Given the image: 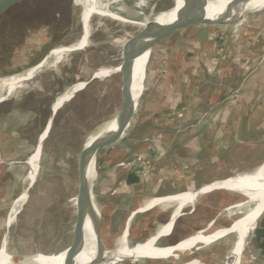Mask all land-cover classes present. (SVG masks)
Returning <instances> with one entry per match:
<instances>
[{
    "label": "rangeland",
    "instance_id": "rangeland-1",
    "mask_svg": "<svg viewBox=\"0 0 264 264\" xmlns=\"http://www.w3.org/2000/svg\"><path fill=\"white\" fill-rule=\"evenodd\" d=\"M40 3V9L36 8L37 11H34L36 14L30 11L33 14L29 13L28 17L21 15L24 11L18 8L0 14V96L5 94V89L2 88L4 81L24 74L41 64L52 50L69 47L82 37L84 30L80 22L82 8L74 4L73 0H42L36 4L40 5ZM174 3V0H146L139 7L130 1L112 6L113 10L125 19L142 23L157 14L170 11L174 8ZM34 14L35 16L32 18ZM46 14L48 17L45 16ZM100 16L118 19L113 14ZM113 19L94 17L86 48L63 52L65 57L61 59L59 64H55V59L50 57L48 63L32 80L22 83L14 95L0 104V121L4 120L6 115L9 114L14 120L17 119L16 117L21 119V126L16 125V120V122H8L9 125L4 126L3 129H9L18 139L23 138L22 140L30 142L29 147L27 146L26 149L23 147V155H25L22 159L23 162L29 160L35 152L39 137L44 131L50 116L51 106L56 99L74 85L88 80L98 70L118 67L122 61L124 44L144 28L143 25ZM213 28L224 37V41H222L224 49H227L228 46L232 50L240 45L237 39L241 30L251 35V37H256L255 34L264 29V10L249 15L240 23ZM177 37L178 35L167 42H161L152 51L147 66L143 94L125 133L124 140L121 141L119 147L129 141L132 133L138 135L134 138L136 141L133 145L137 147L136 145H140L143 141L144 135H150V132L158 130L156 127L149 129V126L138 125L144 116L143 105L150 84L149 74L157 66L160 70L164 68L161 55L163 56L165 50L169 47L171 52V47L178 42ZM254 39L252 38L256 44L251 42L255 44L250 49L251 53H247L243 49L240 52L236 49L234 53L236 60H233V62L236 61L234 63L241 71V77L245 76L247 84L257 82L261 90H264V34L261 39ZM225 53L224 55H226ZM248 54H251V56ZM219 79L222 82L227 80L225 76ZM244 91L245 88L242 89L243 93ZM242 92L231 88L226 94L225 101L227 103L242 104L245 100L242 102ZM120 107L121 76L117 74L109 78L92 81L73 100L66 103L59 110L49 137L45 141L40 158L39 172L30 192L28 203L20 215H17L18 217L15 218L13 224L11 233L18 235V243L21 245V247L16 245L14 251L11 250L8 253L12 257L13 264H24L32 255L34 256L37 253L58 254L72 244L76 222L74 200L78 193V164L81 151L90 136L98 133L118 115ZM175 122L171 124L172 127L175 126ZM171 126L169 128H172ZM157 128L159 127L157 126ZM163 128L164 126L160 127L161 130ZM226 129L230 135L235 134L232 126ZM174 130L172 128V130L167 131L166 134L172 136L167 140H174L173 138L176 135ZM260 137V133L257 132L246 136V138L254 141L255 146L248 150L246 165L243 168L236 166L242 158L237 152L238 146H233L234 153L237 156L233 161L234 165H232L231 170H226L221 174L218 172L222 176V180L240 177L245 174L244 172L253 170L257 163L264 160V136L261 141L259 140ZM198 144L201 148H206L201 145L203 143L199 142ZM217 159L219 160V157H215V165L219 163ZM223 159L226 162L228 158H220L221 161ZM203 164L200 162L198 168L204 167ZM29 167L26 175L28 179L23 185L21 196L29 188ZM20 195L17 200L21 197ZM98 195L95 191L94 201L101 215L100 219L103 220L105 213L100 211L103 197L99 191ZM156 198L164 199L161 197ZM212 200H214L213 209L217 219L214 221L215 227L211 226L206 231L207 234L229 227L255 205L243 195L232 192H224V196L220 194L218 197L214 196ZM155 207L159 209L161 206ZM169 209L171 211V208ZM210 214V211H207L198 215L197 218H193V223L198 224V229L193 230L191 234L205 230V227L202 228V226L206 224L205 218L208 216L210 218ZM120 218H122V214ZM168 223H161V225L164 224L163 226H165ZM113 232L117 234L120 231L114 230ZM142 232L144 233V230ZM227 237L215 243V245H225L227 253H229L236 242V234ZM10 241H12L11 238L9 243ZM2 242V239H0V244ZM115 242L117 243L116 240ZM165 242V240H162L160 243L164 244ZM172 259H174L172 261H175V258Z\"/></svg>",
    "mask_w": 264,
    "mask_h": 264
},
{
    "label": "crops",
    "instance_id": "crops-1",
    "mask_svg": "<svg viewBox=\"0 0 264 264\" xmlns=\"http://www.w3.org/2000/svg\"><path fill=\"white\" fill-rule=\"evenodd\" d=\"M263 34L264 29L256 33V37H251L241 30L239 34L241 37L237 39L240 45L232 50L227 46L226 53L223 52L226 55L223 54L219 66L214 71H211V65L218 55L216 37L220 36L215 28L195 27L164 40H171L178 35V42L171 47V52L169 47L165 52L163 51L164 55H161L164 68L167 70L165 74H162L158 66L149 74L150 84L143 105L144 116L138 126H149V129L156 127L157 131L163 133V139L156 144L164 149L165 157L155 165L154 172L140 180L136 173L124 168L121 163L145 152L148 149L146 139L152 137L157 131L144 135L143 141L140 145H136L137 147L133 145L136 141L134 138L138 135L132 133V137L125 145L119 147V144L100 164L94 183V193L96 191L99 196V191L103 197L100 204L101 213H105L102 220V237L108 243L111 245L115 243L116 247L117 243L114 239L124 235L128 225L130 244L142 243L162 229L164 224L161 225V223L172 221L173 210L179 207L177 204L179 202L158 205L161 206L159 209L152 206L146 211H139L153 199H157L156 197L165 199L197 190L204 185L226 181L222 180L219 173L231 170L234 165L233 161L237 156L234 153L235 145L238 146L237 152L242 158L236 166L243 168L246 165L248 150L255 146L254 141L246 136L250 133H260V141L264 136V90H261L257 82L247 84L245 76L241 77V71L233 60H236L234 56L236 49L251 53L250 49L256 44L253 41L254 38L261 39ZM165 45L167 48V43ZM248 55L251 56V54ZM224 76L227 80L222 82L219 78ZM231 88L239 92L245 88L246 92H242V102L245 99L242 104L225 101L226 94ZM182 106L187 109L181 118L176 119L175 126L165 124L166 113ZM16 118L14 120L9 114L0 121V148L2 147L0 160L3 161L0 165V239L2 241L7 234L9 220L15 211L17 197L28 179L26 177L29 167L28 159L25 162L22 159L25 157L24 148L29 147L30 142L22 140L23 138L18 139L9 129H3L4 126L9 125L8 122H16V120V125L21 126V119ZM162 126H164L163 130L160 129ZM169 126L175 129L174 140H167L172 137L166 134L167 131L172 130ZM229 126L234 128V135L228 133L226 128ZM199 142L206 148H201ZM215 157H219L217 165L214 164ZM222 157L228 158L226 162L224 159L220 160ZM200 162L204 163V167L198 168ZM263 162L264 160L257 163L250 172L244 173L252 174L261 167ZM224 192L226 191H213L210 194L199 195L194 204L185 205L182 216L175 222L171 234L161 239L166 241L164 245L176 244L193 235L192 231L198 229V224L195 225L193 221L203 212L211 213L210 218L209 216L205 218L206 224L202 226V228L205 227L203 231L209 230L211 225L213 227L217 217L212 199L220 194L224 196ZM121 214L122 218H120ZM14 222L15 220L10 223L8 231L7 253L14 251L17 246L21 247L18 243V235L11 233ZM114 230L120 232L114 234ZM10 238L12 241L9 243ZM2 246L3 242L0 244V249ZM227 255L225 245L220 246L214 243L195 254L175 258V261L170 258L129 261L122 264H224ZM239 264H264V213L249 233Z\"/></svg>",
    "mask_w": 264,
    "mask_h": 264
},
{
    "label": "water",
    "instance_id": "water-1",
    "mask_svg": "<svg viewBox=\"0 0 264 264\" xmlns=\"http://www.w3.org/2000/svg\"><path fill=\"white\" fill-rule=\"evenodd\" d=\"M40 1L42 0H0V14H4L12 9L18 8L24 11L21 13V15H26L28 17L29 13L33 14L34 11H37L36 8L40 9L41 3L40 5L36 4L37 2H40ZM129 1L139 7L146 0H104L101 5L102 10L107 8V11L110 14L116 15L118 19L116 18L113 19L110 17H102L100 15L91 14L87 21V24L89 25L90 28L92 27L93 19L96 16L101 17V18L118 20V21L125 22V23L143 25L144 28L141 30L139 34L132 37L124 44L123 50H122V61L118 67L114 68L115 71H111L107 76L103 78L97 77L96 76L97 72H96L88 80L82 82L84 84V87H83L84 89L89 83H91L94 80L105 79L113 75L119 74L121 76V107L117 115V130L115 132L108 133L105 136V138L101 141V143L97 147H95V149L86 150L84 146V148L81 151L79 164H78L79 182H78V193L76 196V222H75L74 231H73L74 236H73L72 244L66 250V257H65L64 264H76L75 259L84 244L85 236H86V225L88 222L90 223L93 229L95 239H96L97 259L95 261V264H122V263L129 262V261L162 260L161 258L143 257V256H138L132 253L133 250H135L138 244L140 243L136 244L135 246H132L130 244L129 239H128V226L129 225L127 226V229L123 236L124 237L126 236L125 240L127 243V248L131 251V253L130 255H123V256L121 255L120 257H117L118 256L117 247H115L114 245H111L110 243H108L107 240H105L102 237V220L100 219V217L97 219L95 215H91L89 213L92 205H94L95 203L94 183L96 182V179L98 176L99 166L105 160V158L109 155V153L113 151L121 143V141L124 140L125 133L127 129L129 128L130 123L139 105L140 99L135 101L133 93H132L133 69H134L135 61L147 53L149 54V58H148V63H149L152 51L158 44H160L167 38L171 37L172 35L182 32L184 30L195 28V27L229 26V25L242 22L245 18H247L249 15L253 13L264 10V5L258 7L257 9H253V10L246 9V6L252 0H231L233 2V8L231 7V5L227 6L225 11L222 13V15H220L219 17H216V19L214 20L212 19L210 20L207 18L206 6H205L208 0H184L185 8L182 10V12L180 13L176 21L168 25H159L156 23V17L160 16L161 14L155 15L156 17L155 16L151 17L150 19H148L147 22L139 23V22L130 21V20L125 19L121 14L113 10L112 5L114 4L116 5L122 2H129ZM73 2L74 4H76L75 0H73ZM238 3L244 4V7L241 9L240 8L237 9L235 6ZM93 6L95 5L93 4ZM96 6H99L98 3L96 4ZM232 9L233 10L235 9V10L232 12ZM30 11H33V12H30ZM103 12H105V10H103ZM34 13L36 14V12ZM35 14L32 16V18H34ZM81 15H82V11H81L80 16ZM45 16L48 17L47 14ZM80 22H81V27L83 29L84 23H82L81 17H80ZM148 63H147V66H148ZM146 71H147V68H146ZM77 94L78 93H75L71 100H73ZM53 105L51 106L50 116L47 120L44 131L42 132V133H45V132L47 133L46 139L40 142V148H42L41 149L42 151H43L45 141L49 137V134L52 129V125L56 118V115L58 114L60 110L59 109L58 111H54ZM92 161H94V165H95L96 178H95V181L90 182L88 178V171H89V167ZM28 175H29V188L26 191L28 198H27V202L21 208V211L24 209V207L28 203L30 192L35 184L34 182L33 184L30 185V175H31L30 167H29ZM215 183H218V182H215ZM215 183L204 185L203 187L197 190L184 192L182 194L186 195V197L191 194H194L196 197L199 195L209 194L213 191H226V192L242 194L237 191L223 190L222 187L215 188L214 186H213L214 188H211L210 191L204 192L205 187L214 185ZM253 192L254 191L252 189H249V193H253ZM154 200H161V199H153L152 201ZM253 207H254L253 209L254 213L246 221L245 223L246 225L247 223H250V224L254 223V225L256 226L259 218L263 215L264 213V194L259 197V201L257 202V204L255 203ZM178 210H179V213L182 214L183 206L178 207L177 211ZM12 221H13V217L9 220V224L7 227V234L4 237L3 246H2V249L4 251H6L8 231H9L10 223H12ZM232 227L230 229H232ZM173 229H174V226L171 227V232ZM227 234L231 235L233 234V231L230 230ZM248 236H249V232L248 234H246L244 238L247 240ZM161 239L162 237H160L157 241H155L154 245H156V247L158 246L164 249L172 248L173 250H175V248L180 243L184 242L185 240L184 239L173 245H164L163 243H160ZM246 240H244L242 237H239L236 248L238 247L239 242L240 243L242 242V245H244ZM208 246L210 245L204 244V245L197 246L193 248L192 250L185 251L184 253L179 254L180 252L177 251L174 254H176L177 256L191 255V254H195L196 252ZM225 264H234L232 250L228 253Z\"/></svg>",
    "mask_w": 264,
    "mask_h": 264
},
{
    "label": "bare ground",
    "instance_id": "bare-ground-1",
    "mask_svg": "<svg viewBox=\"0 0 264 264\" xmlns=\"http://www.w3.org/2000/svg\"><path fill=\"white\" fill-rule=\"evenodd\" d=\"M104 0H75V3L82 7V16L84 23V30L82 37L80 40L75 42L69 47H63L59 49L52 50L46 57V60L35 66L34 68L26 71L24 74H21L19 76L13 77L9 80L4 81L2 83V88L5 89V94L0 96V103L12 95L15 94L16 90H18L21 87L22 83H25L29 80H32L41 70L42 68L48 63V60L51 58L55 59V64H59L61 59L65 57L63 52L72 51V50H80L84 49L88 46L89 42V35L91 28L87 24V19L90 14H99L103 16H108L110 13L106 9L105 12L102 10V3ZM174 8L171 9L168 12L160 13L161 15L156 17V23L159 25H168L173 22H175L182 12V10L185 8V2L184 0H174ZM98 3L99 6H96ZM93 4L95 6H93ZM233 8V2L231 0H208L206 3V13L208 19H216V17H219L222 15V13L225 11L227 6H230ZM240 5V6H238ZM264 5V0H252L247 6L246 9L253 10L257 9L258 7ZM238 6V7H237ZM238 8H243L244 4H236L235 6ZM235 10V9H234ZM232 9V12L234 11ZM148 20H145L144 22H147ZM149 54H145L144 56L138 58L135 61L134 69H133V88L132 93L134 96L135 101L139 100L143 94L144 91V82L146 77V68L148 63ZM118 70V69H117ZM111 71H115V69H109V68H103L101 70H98L96 73V76L99 78H103L107 76ZM84 87L83 83H78L77 85H74L70 89H68L65 93H63L60 97H58L53 105V110L58 111L61 109L66 103H68L75 93H79L82 91ZM117 130V116L110 121L108 124H106L98 133L90 136L85 144L86 150H93L95 147H97L101 141L105 138V136L110 132H115ZM47 133H42L39 137L38 145L36 147V150L34 154L29 158L28 165L31 169V175H30V185L36 182L37 174L39 172L40 168V158L42 155V148H40V142L44 141L46 139ZM88 178L90 182L95 181L96 178V172H95V165L94 161L90 164L89 171H88ZM218 188L222 187L223 190L228 191H237L242 193L244 197H246L250 202L256 203L259 201V197L264 194V162L261 165L260 168L257 169V171L253 172L252 174H243L240 177H236L234 179H228L226 181H220L218 183H215L214 185H210L204 188L205 191H210L211 188ZM249 189H252L254 192L249 193ZM248 190V191H247ZM205 194V193H204ZM21 196V195H20ZM27 192H25L19 199L16 201L15 204V211L12 215L13 221L16 220L15 217L20 213L21 208L23 205L27 202ZM198 199V196L195 197L194 194L186 195L179 194L175 195L173 197H168L161 200H154L151 203L149 202L146 207L141 208L139 211H146L152 206H158V205H165L166 203H174L179 202L180 206H185L187 204H194ZM74 206L76 207V199L74 200ZM178 209V208H177ZM177 209L174 211L172 221L168 223V225L164 226L162 229H160L155 235H152L148 237L144 243L138 244L137 248L133 250V254H136L138 256L143 257H150V258H161L164 259H170V258H178L180 256H177L176 253L179 251L181 253H184L185 251L192 250L193 248L200 246V245H212L214 242L216 243L218 240L223 239L227 236H229L227 233L232 230L233 234H236V242L233 246L232 250V256H233V262L234 264H239L243 255L245 244L242 245V242L238 244L237 241L239 240V237H242L244 240H246L244 237L248 232L250 233L255 225L247 223L246 221L251 217V215L254 213L253 208L249 209L246 214H244L239 219L235 220L229 227L217 230L211 233H206V231L198 232L196 234H193L186 238L184 242L180 243L175 250L172 248L164 249L160 247H156L154 245L155 241H157L160 237H166L171 234V227L175 225V222L177 219L182 216V214L179 213V210ZM76 210V209H75ZM168 211V210H167ZM89 213L91 215H95L98 219L101 215L98 212L97 207L92 205ZM68 216V215H67ZM253 221V220H252ZM251 221V222H252ZM212 226V225H211ZM233 226V227H232ZM232 227V229H230ZM73 234V233H72ZM232 235V234H231ZM126 237V236H125ZM125 237L122 235L120 237H116L115 240L117 241V252L118 256L121 255H130L131 251L127 248V243L125 240ZM66 250H63L62 252L58 254H43V253H37L36 255H32L27 261H25L24 264H64L65 257H66ZM97 259V249H96V239L93 232V229L88 222L86 225V236L84 244L77 255L75 259L76 264H95V261ZM0 264H13L12 257L10 254H8L6 251H4L2 248L0 250Z\"/></svg>",
    "mask_w": 264,
    "mask_h": 264
},
{
    "label": "built area",
    "instance_id": "built-area-1",
    "mask_svg": "<svg viewBox=\"0 0 264 264\" xmlns=\"http://www.w3.org/2000/svg\"><path fill=\"white\" fill-rule=\"evenodd\" d=\"M217 45H218V55L213 60L211 65V71L217 69L222 60L223 52H225L222 41H224V37L220 34V36L216 37ZM166 68L162 69V74H165ZM186 107L182 106L180 108L174 109L168 113H166L164 118L165 124H173L177 118H181L186 111ZM163 139V133L161 131L153 134L152 137H148L146 139L148 143V149L145 152L139 153L132 157L131 160H127L122 163L121 166L127 168L138 176L140 180H143L149 176V173L154 172L155 165L165 157V151L161 147H159L156 143ZM3 164V161L0 160V165Z\"/></svg>",
    "mask_w": 264,
    "mask_h": 264
},
{
    "label": "trees",
    "instance_id": "trees-1",
    "mask_svg": "<svg viewBox=\"0 0 264 264\" xmlns=\"http://www.w3.org/2000/svg\"><path fill=\"white\" fill-rule=\"evenodd\" d=\"M164 42H167V41H164Z\"/></svg>",
    "mask_w": 264,
    "mask_h": 264
}]
</instances>
